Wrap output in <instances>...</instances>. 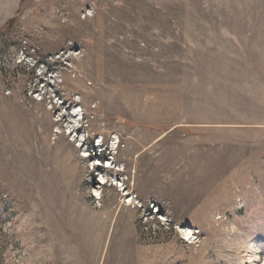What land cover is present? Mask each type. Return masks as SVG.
I'll use <instances>...</instances> for the list:
<instances>
[{
  "label": "rangeland",
  "instance_id": "1",
  "mask_svg": "<svg viewBox=\"0 0 264 264\" xmlns=\"http://www.w3.org/2000/svg\"><path fill=\"white\" fill-rule=\"evenodd\" d=\"M0 264H264V0H0Z\"/></svg>",
  "mask_w": 264,
  "mask_h": 264
},
{
  "label": "trees",
  "instance_id": "2",
  "mask_svg": "<svg viewBox=\"0 0 264 264\" xmlns=\"http://www.w3.org/2000/svg\"><path fill=\"white\" fill-rule=\"evenodd\" d=\"M13 21H14V19H13V18H11V19H9V20L6 22V24H5V25H9V24H11Z\"/></svg>",
  "mask_w": 264,
  "mask_h": 264
}]
</instances>
